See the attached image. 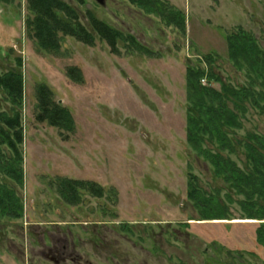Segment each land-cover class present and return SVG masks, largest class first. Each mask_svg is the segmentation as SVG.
<instances>
[{
    "label": "rangeland",
    "instance_id": "1",
    "mask_svg": "<svg viewBox=\"0 0 264 264\" xmlns=\"http://www.w3.org/2000/svg\"><path fill=\"white\" fill-rule=\"evenodd\" d=\"M64 1L94 33L93 44L59 32V50L42 49L28 32V0L0 1V70L21 73L25 95L24 184L5 180L18 191L23 215L0 214V264H63L68 254L82 264H264L259 223L237 201L229 203V219H201L187 195L191 176L209 192L222 189V197L228 185L186 139L187 68L214 67L224 82L247 83L230 61L226 35L241 25L264 50V0H168L186 13L185 34L129 0ZM89 12L152 53L121 39L114 52ZM72 66L82 81L68 75ZM39 83L69 108L73 132L38 120ZM11 107L0 91V109ZM244 123L240 136L264 134L258 111ZM232 157L243 166L242 153ZM63 177L98 182L104 194L81 190L79 203H67Z\"/></svg>",
    "mask_w": 264,
    "mask_h": 264
},
{
    "label": "trees",
    "instance_id": "2",
    "mask_svg": "<svg viewBox=\"0 0 264 264\" xmlns=\"http://www.w3.org/2000/svg\"><path fill=\"white\" fill-rule=\"evenodd\" d=\"M0 1L8 3L11 0ZM83 1L79 0L81 3ZM129 1L165 19L168 25H176L183 34L186 33V13L168 0ZM28 4L31 12L26 20L28 32L37 40L40 48L58 51L61 44L59 32L73 35L87 44L94 43V33L82 23L77 10L64 0H28ZM88 15L94 30L109 43L114 52H119L118 41L125 40L143 52L152 53L131 34L111 27L91 12ZM226 42L230 61L236 71H245L248 81L234 85L224 82L214 67H188L187 95L192 104L187 108L186 139L196 155L210 163L215 175L223 176L229 190L224 196L226 198L221 196L220 188L209 192L192 175L187 195L201 213V219H229V203L236 201L232 189L235 194L244 196L239 201L244 215L252 219H264V135L255 131L244 137L238 134L252 109L264 114V50L255 34L241 25L226 35ZM209 60L212 62V57ZM68 75L80 82L83 71L72 66L68 69ZM203 79L208 84H203ZM216 82L221 84V88L214 86ZM0 91L6 93L12 104L11 113L0 109V214L20 218L23 215V201L18 191L5 180L9 178L20 186L24 184L23 152L20 147L24 141L21 109L25 95L22 74L14 70H0ZM37 98L39 121L73 132V114L54 98V92L47 84H38ZM4 146L9 151H5ZM240 153L245 157L243 166L232 157ZM60 186L62 197L70 204L82 200L81 190L95 195H102L105 191L98 182L66 177L60 179ZM256 238L264 245V224L257 227Z\"/></svg>",
    "mask_w": 264,
    "mask_h": 264
},
{
    "label": "flooded vegetation",
    "instance_id": "3",
    "mask_svg": "<svg viewBox=\"0 0 264 264\" xmlns=\"http://www.w3.org/2000/svg\"><path fill=\"white\" fill-rule=\"evenodd\" d=\"M254 112L255 110H251L250 112H249V114L251 113V112ZM261 115H264V114H262L261 113ZM246 120V119H245ZM245 124V123H244ZM254 132V130H248L247 132H246V134L247 133H249V132ZM256 133H259V134H263V133H260V132H258V131H255ZM245 134V135H246ZM244 135V136H245ZM264 135V134H263ZM240 136V135H239ZM243 136V137H244ZM241 137H242V135H241ZM244 160H245V157H244ZM227 189H228V187H227ZM229 190V189H228ZM228 192V191H227ZM231 192H232V196H233V198L236 200V201H238V204H239V201L240 200H243L244 198H241V199H239V198H237L238 196H240L241 194H235L234 193V190H232L231 189ZM244 197V196H243ZM239 206H240V208H241V210H242V207H241V205L239 204ZM242 212H243V215H244V211L242 210ZM246 216V215H245ZM246 219L248 220V221H251L252 223H259V224H264V219H257V218H248L247 216H246ZM204 220H208V219H204ZM211 220H222V219H211ZM54 252V250H50V253H53ZM52 259H54V261L56 262V263H59V261H60V258L59 259H55L54 257H52ZM61 259L64 261L63 262V264H67V263H65L66 261H68L69 259L71 260V261H73L74 263H78V264H82V261H80V260H82V257L81 256H76V257H74V255L72 256V254H68L67 256H64L63 258L61 257Z\"/></svg>",
    "mask_w": 264,
    "mask_h": 264
},
{
    "label": "water",
    "instance_id": "4",
    "mask_svg": "<svg viewBox=\"0 0 264 264\" xmlns=\"http://www.w3.org/2000/svg\"><path fill=\"white\" fill-rule=\"evenodd\" d=\"M99 2H101V3H103L104 2V0H98Z\"/></svg>",
    "mask_w": 264,
    "mask_h": 264
}]
</instances>
